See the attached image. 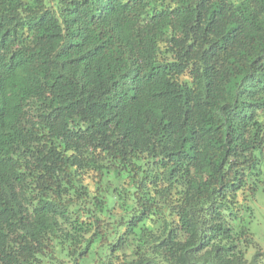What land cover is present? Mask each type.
<instances>
[{
  "label": "trees",
  "instance_id": "16d2710c",
  "mask_svg": "<svg viewBox=\"0 0 264 264\" xmlns=\"http://www.w3.org/2000/svg\"><path fill=\"white\" fill-rule=\"evenodd\" d=\"M261 186L264 0H0V264H261Z\"/></svg>",
  "mask_w": 264,
  "mask_h": 264
},
{
  "label": "rangeland",
  "instance_id": "374dc122",
  "mask_svg": "<svg viewBox=\"0 0 264 264\" xmlns=\"http://www.w3.org/2000/svg\"><path fill=\"white\" fill-rule=\"evenodd\" d=\"M248 212V227L251 232L255 244L264 255V186H261L257 191L253 200H250ZM257 247L253 246L249 250L248 258L257 251ZM261 264H264V256Z\"/></svg>",
  "mask_w": 264,
  "mask_h": 264
}]
</instances>
